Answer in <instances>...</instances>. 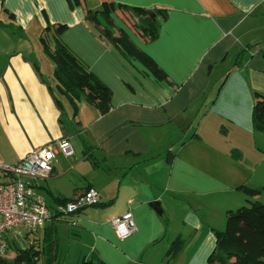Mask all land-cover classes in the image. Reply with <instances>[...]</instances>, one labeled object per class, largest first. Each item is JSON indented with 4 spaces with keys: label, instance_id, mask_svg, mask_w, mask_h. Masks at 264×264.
Instances as JSON below:
<instances>
[{
    "label": "crops",
    "instance_id": "crops-1",
    "mask_svg": "<svg viewBox=\"0 0 264 264\" xmlns=\"http://www.w3.org/2000/svg\"><path fill=\"white\" fill-rule=\"evenodd\" d=\"M81 2L0 0V163L67 140L73 155H56L37 194L50 208L91 187L101 195L99 205L31 235L42 249L53 240V257L41 264H208L226 213L248 205L240 188L259 190L254 199L264 204V134L253 126L255 93L264 95V0ZM105 2L166 11L152 42L129 14L117 10L113 20L114 35L123 30L167 80L87 21ZM58 25L68 27L62 42L111 91L106 114L85 96L76 113L66 99L58 104L41 42ZM128 211L138 231L121 240L111 221Z\"/></svg>",
    "mask_w": 264,
    "mask_h": 264
},
{
    "label": "trees",
    "instance_id": "trees-1",
    "mask_svg": "<svg viewBox=\"0 0 264 264\" xmlns=\"http://www.w3.org/2000/svg\"><path fill=\"white\" fill-rule=\"evenodd\" d=\"M67 1L71 9L82 5L81 0ZM117 10L129 14L134 21L137 19L134 27L148 42L157 39L159 35L157 17L167 19L166 11L115 6L105 2L101 10L88 11L87 21L101 28V36L109 40L126 59L139 62L156 80H167L164 71L150 56L139 50L123 30L116 29L119 35H114L113 14ZM149 11H153L156 17L151 18ZM9 16L14 18L11 14ZM67 30L66 25H58L54 30L48 26L41 38L44 52L55 66L54 92L58 104L62 106L61 98H64L74 107L76 113L77 103L85 96L89 103L102 114H106L110 110L112 93L62 42L61 36ZM253 126L257 132L264 134V95L260 93H255ZM233 155L236 158L240 156L238 152H233ZM240 190L248 197V205L226 213V228L224 231H215L216 247L208 258V264H264V204L254 199L261 192L248 187H241ZM52 243L53 240L49 246L52 247ZM182 245L181 240L175 242L169 255L176 257L181 252ZM36 246L34 242L29 248L19 250L15 258L4 259L0 264H38L44 250H36ZM81 264L104 263L83 261Z\"/></svg>",
    "mask_w": 264,
    "mask_h": 264
},
{
    "label": "built area",
    "instance_id": "built-area-1",
    "mask_svg": "<svg viewBox=\"0 0 264 264\" xmlns=\"http://www.w3.org/2000/svg\"><path fill=\"white\" fill-rule=\"evenodd\" d=\"M59 153L66 157L73 155L69 141L51 143L32 151L15 164L0 163V263L9 259L7 252L11 240L37 234L48 223L100 204L101 195L93 187L76 199L54 208L48 207L45 199L37 194L40 182L53 175L54 162ZM111 226L121 240L138 231L130 211L113 219Z\"/></svg>",
    "mask_w": 264,
    "mask_h": 264
},
{
    "label": "rangeland",
    "instance_id": "rangeland-1",
    "mask_svg": "<svg viewBox=\"0 0 264 264\" xmlns=\"http://www.w3.org/2000/svg\"><path fill=\"white\" fill-rule=\"evenodd\" d=\"M137 22V20H136ZM61 98V97H60ZM225 230V229H224ZM223 230V231H224ZM23 234V231L21 232ZM28 236V237H27ZM35 237V236H34ZM33 236L31 235H26L24 238L17 237L14 240L10 241V246L9 250L7 252V256L9 259H13L17 256V253L19 250H24L29 248V246L33 245ZM35 239V238H34ZM38 240V239H37ZM39 242V241H38ZM44 242V241H43ZM39 243H42V239L40 240ZM51 243V239L46 241V248L42 249L43 247L36 246V250H44L43 257L42 259L38 262V264H41L43 261H49L53 257V250L52 247L49 246L48 244ZM37 244V243H36ZM48 245V246H47ZM39 248V249H38ZM50 264H52L50 262Z\"/></svg>",
    "mask_w": 264,
    "mask_h": 264
},
{
    "label": "water",
    "instance_id": "water-1",
    "mask_svg": "<svg viewBox=\"0 0 264 264\" xmlns=\"http://www.w3.org/2000/svg\"><path fill=\"white\" fill-rule=\"evenodd\" d=\"M149 15L151 18H155L156 14L153 11H149ZM150 207L153 208L158 214L162 215V210L160 208V203L159 202H152L150 203Z\"/></svg>",
    "mask_w": 264,
    "mask_h": 264
}]
</instances>
